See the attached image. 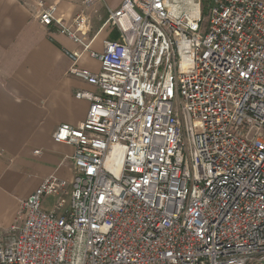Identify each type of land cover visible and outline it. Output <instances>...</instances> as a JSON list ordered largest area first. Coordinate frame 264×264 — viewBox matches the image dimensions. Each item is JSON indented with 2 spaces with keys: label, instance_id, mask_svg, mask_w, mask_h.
Here are the masks:
<instances>
[{
  "label": "built area",
  "instance_id": "built-area-1",
  "mask_svg": "<svg viewBox=\"0 0 264 264\" xmlns=\"http://www.w3.org/2000/svg\"><path fill=\"white\" fill-rule=\"evenodd\" d=\"M207 9L206 23L202 0L107 9L118 36L89 53L99 73L77 53L68 70L96 89L75 94L86 119L52 135L75 149L69 203L44 211L68 184L43 180L0 232V264H264V0ZM54 11L39 23L82 45L87 18Z\"/></svg>",
  "mask_w": 264,
  "mask_h": 264
},
{
  "label": "crops",
  "instance_id": "crops-1",
  "mask_svg": "<svg viewBox=\"0 0 264 264\" xmlns=\"http://www.w3.org/2000/svg\"><path fill=\"white\" fill-rule=\"evenodd\" d=\"M38 1L0 0V232L17 224L20 203L48 177L66 181L68 188L59 197H45L42 209L69 203L75 149L55 143L52 135L60 125L77 126L86 119L89 102L76 93H96L68 74L71 55H80L78 68L99 73L100 63L89 53L101 54L104 41L117 39L116 30L105 25L107 9L117 10L124 0H102L88 8L82 0H42V8ZM50 7L65 27L78 15L87 18V32L77 37L88 51L39 23L41 10Z\"/></svg>",
  "mask_w": 264,
  "mask_h": 264
},
{
  "label": "rangeland",
  "instance_id": "rangeland-1",
  "mask_svg": "<svg viewBox=\"0 0 264 264\" xmlns=\"http://www.w3.org/2000/svg\"><path fill=\"white\" fill-rule=\"evenodd\" d=\"M202 12H203V16H204V23H206L207 21V12H208V9H207V0H202Z\"/></svg>",
  "mask_w": 264,
  "mask_h": 264
}]
</instances>
